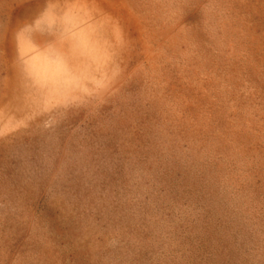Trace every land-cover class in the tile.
<instances>
[{
	"label": "rangeland",
	"instance_id": "1",
	"mask_svg": "<svg viewBox=\"0 0 264 264\" xmlns=\"http://www.w3.org/2000/svg\"><path fill=\"white\" fill-rule=\"evenodd\" d=\"M0 264H264V0H0Z\"/></svg>",
	"mask_w": 264,
	"mask_h": 264
}]
</instances>
